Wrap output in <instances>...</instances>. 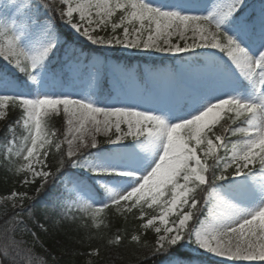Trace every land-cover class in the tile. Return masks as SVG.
<instances>
[{
    "label": "snow or ice",
    "instance_id": "obj_1",
    "mask_svg": "<svg viewBox=\"0 0 264 264\" xmlns=\"http://www.w3.org/2000/svg\"><path fill=\"white\" fill-rule=\"evenodd\" d=\"M74 41L174 63L140 74ZM0 60L5 164L34 192L3 198L0 264H60L42 237L109 208L137 214L109 243L143 261L264 264V4L0 0Z\"/></svg>",
    "mask_w": 264,
    "mask_h": 264
},
{
    "label": "trees",
    "instance_id": "obj_2",
    "mask_svg": "<svg viewBox=\"0 0 264 264\" xmlns=\"http://www.w3.org/2000/svg\"><path fill=\"white\" fill-rule=\"evenodd\" d=\"M2 176H7V174H3Z\"/></svg>",
    "mask_w": 264,
    "mask_h": 264
}]
</instances>
